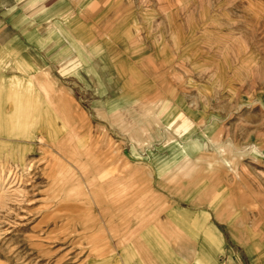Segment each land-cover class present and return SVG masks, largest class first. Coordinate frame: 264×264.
<instances>
[{
	"label": "rangeland",
	"instance_id": "obj_1",
	"mask_svg": "<svg viewBox=\"0 0 264 264\" xmlns=\"http://www.w3.org/2000/svg\"><path fill=\"white\" fill-rule=\"evenodd\" d=\"M30 62L47 69L44 94ZM0 69V86L27 88L20 101L0 94L11 119L0 121V170L25 183L17 199L0 196V264H126L123 251L129 264H262L251 235L206 221L183 183L154 185L146 210L124 200L140 220L130 232L122 208L97 213L89 180L109 160L116 188L123 178L144 197L153 176L168 185L158 160L183 180L223 171L227 187L244 180L256 194L247 218L264 232V0H0ZM156 217L161 230L144 227ZM207 226L219 238L206 240Z\"/></svg>",
	"mask_w": 264,
	"mask_h": 264
},
{
	"label": "crops",
	"instance_id": "obj_2",
	"mask_svg": "<svg viewBox=\"0 0 264 264\" xmlns=\"http://www.w3.org/2000/svg\"><path fill=\"white\" fill-rule=\"evenodd\" d=\"M30 67L34 71V73H31V78H33L31 81L34 85L35 89L39 92V94L42 93V87L45 85L46 81L51 80L47 75V69L41 68L37 65H34L30 62ZM5 73V71H2L0 69V74ZM6 74V73H5ZM46 92V91H45ZM48 96V92L46 93ZM41 96V95H40ZM45 96V95H44ZM48 100L50 102H48ZM47 100V103L52 106V111L55 115H60L61 110L58 112L55 108L56 106L60 105L62 107H65V100L63 97L58 96L55 98H49ZM53 105H56L53 107ZM59 110V109H58ZM47 114L49 113L48 110H46ZM51 120L57 121L54 117H50ZM58 118V117H56ZM56 141V140H55ZM192 150V149H191ZM109 151V150H106ZM177 152V151H175ZM191 151L188 149L187 154H182V158L184 155H188L185 157H188V160H190L189 154ZM106 158L109 159L110 155H106ZM108 163L104 165L101 169L102 177H100V172L98 176H94L93 179L90 178V185H94L93 189H96V192L98 193L97 199L95 200V208H97V213L102 217L105 214H112V212L115 211V208L121 209L119 212H122L123 221L122 225L123 228H127V231L132 232L131 226L136 222L140 221L137 218L131 220L130 218L127 219L126 216H129V212L126 211L129 210L125 207V204L127 202H124V200H128V204L130 201L132 202L131 205H133L136 209H132L134 211H140V210H146L151 207H156L155 204H157L156 200H158L159 195L161 192L158 193L156 191V187H159L160 189H164L166 191L169 190H179L183 189L185 184V187L190 188L191 190H194L196 194V199L199 201H196L195 204H202L206 206L208 209L207 214L205 215L206 221H213V218L216 219L218 222H223L228 226H235L240 227L239 229H242V231H245L247 234L251 235L250 238L254 239V246L257 250L256 253H252L253 257L256 255L258 260L264 264V232H260V230L255 231L252 229L251 224L252 222L248 221L247 218V211L251 208V205L248 204L247 201L254 200L256 197V194L253 192H243L246 188H248L247 185L244 184V180L237 183V187H227L225 184V178H224V172L223 171H213L209 172L208 170H205L202 167H199L195 174H193L190 179L183 180V176L188 174L186 171H181L176 167L175 162H166V161H155L154 162V168L158 172V174L164 176V180L168 183L164 186L162 182H154V176L151 182H149L148 185H146V190L144 191V197L142 190L136 189L132 194L129 193L130 183H127L126 180L123 178H119L118 180H121V184L119 187L116 188L115 186V179L112 178L110 170H111V163L108 160ZM175 163V164H174ZM154 173V170L150 172ZM155 174V173H154ZM189 175V174H188ZM101 178V180H100ZM183 183V184H182ZM168 187V188H167ZM229 188V189H228ZM249 189V188H248ZM247 190V189H246ZM164 194V193H163ZM122 195V196H121ZM123 197V199L121 198ZM120 198V199H119ZM119 199V200H118ZM181 200L190 201L193 203V200L188 198H182ZM117 201L119 202L117 204ZM122 201V202H121ZM144 201V202H141ZM246 201V202H245ZM141 202V203H140ZM245 202V203H244ZM179 203V202H178ZM116 204L118 206H116ZM230 206V208H228ZM130 208V207H129ZM131 210V209H130ZM167 208L165 209V211ZM159 212V211H158ZM157 215H159L157 213ZM145 228L151 229L153 232L157 231L156 229L161 230L160 222L158 217H156L154 220H151L147 226L144 225ZM208 234H206L205 239L208 241H212L215 238H219L218 232L211 226L206 227ZM255 231V232H254ZM125 232V231H124ZM127 235L123 237H127L128 243H132L133 245H139V247L143 248V244L141 242H138L132 233L128 235V232H126ZM140 243V244H139ZM160 244V250L163 254H167L165 251V247L161 246V240L159 239ZM208 252H210V249H206ZM116 262H125L126 264H129V260L132 259L126 251L120 252L119 257L115 258ZM220 264V263H219Z\"/></svg>",
	"mask_w": 264,
	"mask_h": 264
},
{
	"label": "bare ground",
	"instance_id": "obj_3",
	"mask_svg": "<svg viewBox=\"0 0 264 264\" xmlns=\"http://www.w3.org/2000/svg\"><path fill=\"white\" fill-rule=\"evenodd\" d=\"M25 89H27L25 87V85H24V87H20L19 85H13V82L12 83H5L2 86H0V94L1 93L5 94L6 97L14 96L20 101V100H22V97L24 96V94L25 95L27 94L25 92L26 91ZM7 120H11V119L0 117V121H2L1 124H2L3 128H9L8 125H5V123H4V121H7ZM19 121H21V118H19ZM7 123L9 124V126H11V122L7 121ZM12 131H14V130H12ZM37 140L40 143H44L43 138H39ZM184 149H186V148H184ZM29 169H30L29 167H28V169L26 168V170H29ZM23 184H25V183L23 182L22 173H19L17 170H12V168H11V170L3 172V173L0 170V196H8L9 198H11L13 196V198H15L16 196L19 195V193H21L22 187L24 186ZM3 199H5V198L3 197ZM15 199H17V197ZM6 201H8V200H6Z\"/></svg>",
	"mask_w": 264,
	"mask_h": 264
}]
</instances>
